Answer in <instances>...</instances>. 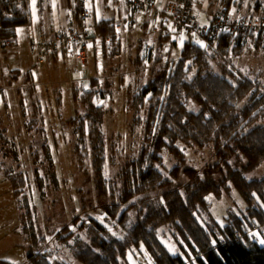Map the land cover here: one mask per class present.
Masks as SVG:
<instances>
[{
	"label": "trees",
	"instance_id": "1",
	"mask_svg": "<svg viewBox=\"0 0 264 264\" xmlns=\"http://www.w3.org/2000/svg\"><path fill=\"white\" fill-rule=\"evenodd\" d=\"M230 5V0H225V8L221 9L229 11ZM78 11L75 17L80 25ZM254 12L264 18V0L257 3ZM31 15L30 0H0L3 47L14 44L17 27L28 26ZM115 27L113 21L107 20L97 26L103 47L107 36L113 41L114 55L119 50ZM170 34L164 27L159 35V47ZM186 36L176 60L164 61L160 49L155 54L151 52L150 78L140 93L127 94L126 106L134 110L135 123L141 118L142 107L146 114L144 137L139 149L123 154L120 169L113 174L107 167L113 155L109 153L110 138L104 123L106 111L95 105L94 97L112 93L114 81L101 80L95 75L91 76L89 91L73 90L75 114L67 123L71 131L69 143L79 172L83 171L86 182L92 183L93 198L89 206L93 209L87 205L81 182L77 183L79 187L75 183L77 194L83 198L69 195L73 210L65 218L60 216L55 229L50 230L51 234L59 230L50 252L45 250L47 239L39 236L42 231L28 202L29 196H35L30 188L29 172H34L44 198L45 179L40 175V165L49 167L57 200L66 198L61 195V192L65 195L64 190L59 189L61 174L51 171L50 166L58 164L43 110L35 107L34 114L27 118V129L35 137L34 148L31 147L35 164L21 170L20 162L9 165L0 161V175L11 182L19 205L23 203L27 208L23 222L30 219L32 223L35 219L37 224L25 228L30 234L27 260L3 261L4 264H131L130 257L137 254L145 255L144 259H151L153 264H188L187 257L192 259L194 255L201 264H264V245L253 242L249 234L258 226L264 235V177L245 176V172L264 164V125L258 123L264 120V94L260 92L264 84L240 76L223 59L229 46L244 38L242 35L222 36L219 53L210 51L204 38ZM197 40L205 47L197 44ZM257 43H261L259 39ZM71 51L76 55L77 45ZM216 60L221 61V72L213 67ZM135 64L139 70H145L140 57L135 59ZM94 68L99 70L96 65ZM25 111L23 107L24 117ZM180 143L202 151L200 155L203 150H210L213 157L217 155L225 162V168L211 161L197 167L187 158ZM47 180L51 183L49 177ZM231 184L247 204V212L239 215L229 211L227 222L221 227L211 214L212 200L232 195ZM64 222L62 228L56 227ZM163 232L170 234L171 243L161 236Z\"/></svg>",
	"mask_w": 264,
	"mask_h": 264
},
{
	"label": "rangeland",
	"instance_id": "2",
	"mask_svg": "<svg viewBox=\"0 0 264 264\" xmlns=\"http://www.w3.org/2000/svg\"><path fill=\"white\" fill-rule=\"evenodd\" d=\"M259 1L230 0L229 12L235 16H245L250 11L251 14L262 17L261 14L254 12ZM206 2L207 4L213 2V4L211 3V7L206 8ZM198 8L199 11H208L212 15V12L225 8V0H198ZM91 10L93 11V9ZM160 26L161 29L165 26L171 31L170 36L161 47L158 45L160 33L156 31ZM24 34L19 32L12 47L0 46V91H2L0 94V161H5L9 165L20 162L22 164L21 170L23 167L28 169L35 164L34 154L31 153V147L33 149L35 145L33 141L35 137L27 129V118L34 114L35 107H41L50 141L53 142L54 157L58 164L57 167L51 165V171L61 174L62 179L59 181L61 187L59 189L64 190L65 195L62 192L61 195L66 198L57 200L56 192L52 190L49 167L40 165V175L45 179L44 198L40 194L41 191L35 181L34 172H29L30 188L35 196H29L28 202L33 208V215H35L38 227L42 231L39 236H45L47 239L48 244L45 250L50 252L54 249V239L59 231L57 229L56 233L51 234L50 230L55 229L54 224L58 222L60 216L65 218V215L73 210L74 204L69 195L76 198L82 197L81 194H77L78 189L74 188L75 183L77 185L81 182L82 187L85 188L83 194L86 195L84 198L87 199V205L93 209L92 205L89 206L93 198L90 188L92 183L86 182L83 171L79 172L80 169L75 164L76 158L73 157V147L69 143L71 131L68 129L67 123L75 114L73 90L88 88L91 83V76L95 75L99 76L101 80L109 78L114 81L112 93L98 94L94 97L95 105L103 107L106 111L104 123L110 138L109 153L111 152L113 155L110 156L107 167L109 172L113 174L120 169L121 161L124 158L123 154L133 153L139 149L144 137L143 122L146 114L142 107L141 118H138L137 123H135L137 116L134 114V110L131 106H126L127 94L134 96L140 93L146 80L150 78L149 56L152 54L151 52L155 54L160 49L164 61L168 58L176 60L179 58L183 47L180 44L181 37L185 41L187 36L177 34L166 23L156 28L147 27L143 32H134L132 36L135 39V45L132 46L131 44L128 47L127 61L124 55L120 58L114 55L111 47L103 51L101 46L92 44V48H90V70L88 71L89 80L72 82L69 80L68 68L70 64L61 60H54L48 56L44 62H40L33 53L30 39L27 40ZM173 36L176 37L175 40H173ZM175 41L176 44L173 45ZM119 52H121L120 49L116 51V53ZM225 54L223 59L228 60L240 76H245L256 84H264V43H257L255 37L236 39L225 51ZM137 57L143 61V69L145 68L146 71L137 68L135 64ZM92 61L99 69L98 71L95 70ZM214 62L215 70L221 72V61L216 60ZM229 78L232 79V77ZM87 90L89 91V89ZM129 98L132 99L133 97ZM23 107L26 109V117L23 116ZM258 123L264 125V120ZM180 147L190 162L197 167L211 161L212 164L220 163V166L225 168V162L217 155L213 157L214 154L210 150H203L204 153L200 155L202 151L198 152L199 150L195 147H189L183 143H180ZM165 156L167 155L165 154ZM167 159V164L171 166L168 156ZM245 176L248 179L264 177V164L253 171L245 172ZM231 186L232 195H224L221 199L212 200L211 214L219 225L226 224L229 211H234L239 215L247 212V204L242 200L233 184ZM67 199H70V203L67 202ZM54 200L57 202L54 203ZM19 206L21 204L19 205L15 198L11 182L0 175V264H4L3 261L25 262L27 260L30 234L25 228L36 222L33 219L31 223L28 219V222L24 223L22 215H26L27 208L24 207L23 203V207L19 208ZM94 213L103 217L99 211H94ZM81 214L84 213L81 212ZM64 224L65 222L56 225V227L62 228ZM163 233L161 236L164 240L171 243L170 234L168 232ZM144 258L146 256H140V254L135 255V257L131 256L130 263L153 264L151 259L146 261L147 259ZM187 261L190 264H201L199 261L194 263L193 258L189 257H187Z\"/></svg>",
	"mask_w": 264,
	"mask_h": 264
},
{
	"label": "built area",
	"instance_id": "3",
	"mask_svg": "<svg viewBox=\"0 0 264 264\" xmlns=\"http://www.w3.org/2000/svg\"><path fill=\"white\" fill-rule=\"evenodd\" d=\"M134 8L133 24L135 30H143L144 25L140 21L142 15L152 17H163L179 35H193L204 38L210 51L219 53L218 42L223 36L225 38L234 35H242L244 38L255 37L261 43L264 42V18L255 15H232L226 9H220L214 17L211 25H202L199 18L198 0H128ZM79 8V19L83 28H76L75 24L70 27H58L51 33L36 32L33 25H28L29 39L32 50L40 62H44L47 56L60 52L63 48L75 44L77 45L76 62L77 68L71 73L73 81H84L85 74L89 69L90 44L91 38L84 24L89 18V11L86 8V0H77ZM182 5V6H181ZM95 33V29H93ZM249 36V37H248ZM87 90V87L84 88ZM264 94L263 90H260ZM257 234L253 242H258L264 238L260 227L256 226L249 231V234ZM225 242V241H223ZM202 257V256H201ZM193 262L196 258L193 256ZM190 264V263H188Z\"/></svg>",
	"mask_w": 264,
	"mask_h": 264
},
{
	"label": "crops",
	"instance_id": "4",
	"mask_svg": "<svg viewBox=\"0 0 264 264\" xmlns=\"http://www.w3.org/2000/svg\"><path fill=\"white\" fill-rule=\"evenodd\" d=\"M208 1V0H207ZM88 3V5H87ZM213 4V2H211ZM210 2L206 5V8L211 7ZM32 15H31V21L29 25H33L36 32H42V33H51L55 28L60 27H70L72 24L76 25V28L79 29L81 26L78 24L75 13L77 12L78 3L77 0H36L35 5H33L32 0H30ZM86 8L89 11V18L85 22V28H93L95 29V34L97 35L95 37V40L93 41L91 39L90 44L101 46L103 51L106 48L111 47L113 48V41L111 42L109 36L106 37V45L103 47L102 37L97 32V26L98 24L103 21H113L116 28V35H117V44L119 45V49L121 52L116 53L115 55L120 58L122 55L126 57V61L128 60V57L126 55L128 47L132 44V46L135 45V39L132 36L133 33H139L143 32L145 28L147 27H154L156 28L159 25H162L163 23L167 24V22L163 19V17H152L151 15H142L140 17L141 23L144 25L143 30H135L134 24H133V12L134 8L132 5L128 2V0H86ZM93 9V11L91 10ZM199 10V8H198ZM217 11V10H216ZM212 12V15L209 14L208 11L201 10L199 11V18L202 23V25L209 27L214 19V13ZM79 12V11H78ZM127 25V27H125ZM165 26H163L164 28ZM18 29L20 31H18ZM22 29V30H21ZM117 29L119 31H117ZM161 26L156 31L159 33L162 31ZM19 32L25 33L24 35L27 37V40L29 38V31L27 29L26 25H22L17 27L16 29V36L14 40V44L17 40V36L19 35ZM97 41H99V44H97ZM114 41V42H115ZM75 44H71L65 48H63L60 52L56 54H52L49 57H52L54 60H61L63 62H67L69 65V75H70V81L73 82L71 78V73L74 69L77 68V62L75 58V53L71 51V47ZM0 46L1 39H0ZM12 47L10 43H7L5 47ZM91 55V52H90ZM106 56V55H105ZM94 64V61H92ZM89 68H90V57H89ZM90 69H88L89 71ZM86 72L84 78L86 80H89V73ZM81 82V81H80ZM89 88V87H88ZM87 88V89H88Z\"/></svg>",
	"mask_w": 264,
	"mask_h": 264
},
{
	"label": "snow or ice",
	"instance_id": "5",
	"mask_svg": "<svg viewBox=\"0 0 264 264\" xmlns=\"http://www.w3.org/2000/svg\"><path fill=\"white\" fill-rule=\"evenodd\" d=\"M32 3H33V5H35L36 0H32ZM181 6H182V5H181ZM125 27H127V25H125ZM174 30H175V29H173V31H174ZM18 31H20V30L18 29ZM89 31H90V30H89ZM117 31H119V30L117 29ZM193 35H195V34L193 33ZM175 39H176V37L173 36V40H175ZM183 43H184V39H183V37H181V40H180V44H181V46L183 45ZM196 43L199 44L201 47H205V45H204L201 41H199V40H197ZM97 44H99V41H97ZM87 47H88V48H92V44H88ZM253 195L255 196L256 194L253 193ZM262 207H264V205H262ZM221 227H223V224H221ZM250 235L253 237V239H255V237H256L257 234H255V233H251ZM258 242H259V244L264 245V238L259 239ZM212 243L215 244L216 241L213 240ZM170 251H171V250H170ZM173 254H175V253H173Z\"/></svg>",
	"mask_w": 264,
	"mask_h": 264
},
{
	"label": "water",
	"instance_id": "6",
	"mask_svg": "<svg viewBox=\"0 0 264 264\" xmlns=\"http://www.w3.org/2000/svg\"><path fill=\"white\" fill-rule=\"evenodd\" d=\"M90 30V31H89ZM88 30V35L89 37L92 39V38H95L97 35L94 33L93 29H89Z\"/></svg>",
	"mask_w": 264,
	"mask_h": 264
}]
</instances>
